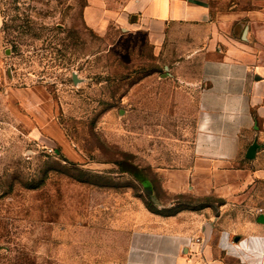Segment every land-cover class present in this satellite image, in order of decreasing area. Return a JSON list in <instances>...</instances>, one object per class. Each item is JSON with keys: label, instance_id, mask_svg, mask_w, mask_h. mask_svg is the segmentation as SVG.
Here are the masks:
<instances>
[{"label": "rangeland", "instance_id": "374dc122", "mask_svg": "<svg viewBox=\"0 0 264 264\" xmlns=\"http://www.w3.org/2000/svg\"><path fill=\"white\" fill-rule=\"evenodd\" d=\"M88 6L0 0V264H95L140 175L194 163L198 62Z\"/></svg>", "mask_w": 264, "mask_h": 264}, {"label": "crops", "instance_id": "0c3cea01", "mask_svg": "<svg viewBox=\"0 0 264 264\" xmlns=\"http://www.w3.org/2000/svg\"><path fill=\"white\" fill-rule=\"evenodd\" d=\"M92 9L144 30L157 49H187L177 65H199L194 163L140 175L150 201H221L169 215L142 202L95 264H264V0H90Z\"/></svg>", "mask_w": 264, "mask_h": 264}, {"label": "trees", "instance_id": "16d2710c", "mask_svg": "<svg viewBox=\"0 0 264 264\" xmlns=\"http://www.w3.org/2000/svg\"><path fill=\"white\" fill-rule=\"evenodd\" d=\"M146 205H147V207L150 209V210H152V211H154V212H157V213H162V214H174V213H176L178 210H180V209H182V208H184L185 206H183V205H177V206H174V207H171V208H167V209H158L155 205H154V203L152 202V201H150V200H147L146 202ZM203 206H193V207H191V208H194V209H199V208H202Z\"/></svg>", "mask_w": 264, "mask_h": 264}, {"label": "water", "instance_id": "95a60500", "mask_svg": "<svg viewBox=\"0 0 264 264\" xmlns=\"http://www.w3.org/2000/svg\"><path fill=\"white\" fill-rule=\"evenodd\" d=\"M162 76H163V77H166L167 74L165 73V74H163ZM73 80H74V82H75L76 84L80 81V79L78 78L76 72H73ZM258 146H259V145H258V143H257L256 141L253 142L252 145H250V147H249V149H248V151H247V153H246V157H247V158H254Z\"/></svg>", "mask_w": 264, "mask_h": 264}]
</instances>
